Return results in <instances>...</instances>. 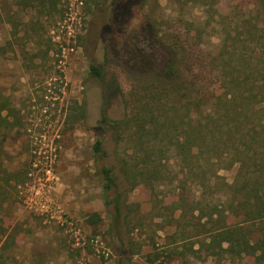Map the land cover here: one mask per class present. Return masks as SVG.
<instances>
[{"label":"rangeland","instance_id":"1","mask_svg":"<svg viewBox=\"0 0 264 264\" xmlns=\"http://www.w3.org/2000/svg\"><path fill=\"white\" fill-rule=\"evenodd\" d=\"M40 1L0 0V264H215L170 254L188 234L174 245L167 236L179 230L173 218L184 203L220 193L222 181L192 184L171 145L145 162L150 144L139 145L138 126L104 128L100 119L120 120L139 104L168 58L157 38L186 43L199 31L202 60L218 51L220 24L233 28V12L250 0H214L213 8L202 0ZM98 138L104 157L92 152ZM101 165L116 178L108 198L121 195L118 218L94 173ZM219 173L231 182L233 170ZM92 212L101 221L88 225ZM197 213L184 217L197 221Z\"/></svg>","mask_w":264,"mask_h":264},{"label":"trees","instance_id":"2","mask_svg":"<svg viewBox=\"0 0 264 264\" xmlns=\"http://www.w3.org/2000/svg\"><path fill=\"white\" fill-rule=\"evenodd\" d=\"M213 1L202 0V4L213 8ZM40 4L43 7L42 0ZM233 17V28L228 22L220 24L225 34L218 51L202 60L199 31L198 43H183L175 35L168 42L157 38L168 58L156 79L143 88L139 104L129 114L120 120L102 115L100 123L116 130L138 126L139 145L150 144L145 162L151 153L161 154L162 146L171 145L179 152L192 184L198 182L206 189L214 180L222 181L220 193L204 190L198 199L184 203L181 216L173 218L179 230L167 236L168 244H176L177 236L188 235L180 250L174 245L170 254L185 260L206 255L215 264L250 259L264 264V0H250ZM88 70L101 76V68L93 63ZM92 152L105 156L99 138L93 142ZM220 170H233L231 182H226ZM94 173L100 179L105 203L113 204L118 218L121 195L108 198L117 192L112 169L101 165ZM184 201L183 197L178 200ZM194 211L197 221L184 217L186 212L194 216ZM233 218L238 221H231ZM85 220L95 225L101 216L92 212ZM190 226L198 232L196 243L190 240Z\"/></svg>","mask_w":264,"mask_h":264},{"label":"built area","instance_id":"3","mask_svg":"<svg viewBox=\"0 0 264 264\" xmlns=\"http://www.w3.org/2000/svg\"><path fill=\"white\" fill-rule=\"evenodd\" d=\"M46 174H47V178L49 179L51 177V172L49 171V169L46 170ZM36 206H38L39 208L45 211L49 210V205L45 201L38 200V202H36Z\"/></svg>","mask_w":264,"mask_h":264}]
</instances>
